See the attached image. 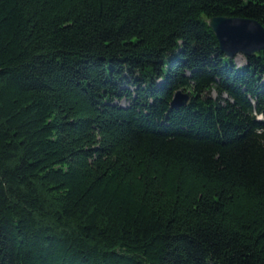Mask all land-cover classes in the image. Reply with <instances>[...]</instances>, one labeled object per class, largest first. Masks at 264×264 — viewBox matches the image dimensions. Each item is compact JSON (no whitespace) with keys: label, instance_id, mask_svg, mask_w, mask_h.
<instances>
[{"label":"trees","instance_id":"trees-1","mask_svg":"<svg viewBox=\"0 0 264 264\" xmlns=\"http://www.w3.org/2000/svg\"><path fill=\"white\" fill-rule=\"evenodd\" d=\"M213 17L264 0H0V264H264V51Z\"/></svg>","mask_w":264,"mask_h":264},{"label":"water","instance_id":"water-1","mask_svg":"<svg viewBox=\"0 0 264 264\" xmlns=\"http://www.w3.org/2000/svg\"><path fill=\"white\" fill-rule=\"evenodd\" d=\"M208 26L212 30L220 51L227 58L238 55L249 57L264 51V28L251 19L236 17H213ZM190 100L187 92L178 90L171 102V108L185 107Z\"/></svg>","mask_w":264,"mask_h":264},{"label":"rangeland","instance_id":"rangeland-1","mask_svg":"<svg viewBox=\"0 0 264 264\" xmlns=\"http://www.w3.org/2000/svg\"><path fill=\"white\" fill-rule=\"evenodd\" d=\"M235 64L237 66L243 65L244 64V57L241 55H238L234 58Z\"/></svg>","mask_w":264,"mask_h":264}]
</instances>
